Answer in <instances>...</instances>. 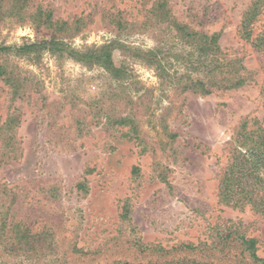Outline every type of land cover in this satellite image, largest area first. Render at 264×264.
Segmentation results:
<instances>
[{
    "label": "rangeland",
    "instance_id": "rangeland-1",
    "mask_svg": "<svg viewBox=\"0 0 264 264\" xmlns=\"http://www.w3.org/2000/svg\"><path fill=\"white\" fill-rule=\"evenodd\" d=\"M251 1L26 0L15 12L0 0V45L49 39L30 16L45 9L68 20L61 37L75 49L114 41L124 68L0 51V264H253L242 238L264 258V215L218 198L234 130L264 118L262 56L238 33ZM172 17L217 32L244 83L207 95L180 86L177 75L201 72Z\"/></svg>",
    "mask_w": 264,
    "mask_h": 264
},
{
    "label": "trees",
    "instance_id": "trees-1",
    "mask_svg": "<svg viewBox=\"0 0 264 264\" xmlns=\"http://www.w3.org/2000/svg\"><path fill=\"white\" fill-rule=\"evenodd\" d=\"M24 1L26 0H15L11 7L15 9V12H18L19 4L23 5ZM156 5L159 8L164 7L161 1H158ZM154 8L152 7L150 11H154ZM261 14L264 15V0H252L241 14L238 33L242 39L249 42L251 47L261 54L262 67L264 68V29L254 32L255 23L259 20ZM30 16L39 27L50 28L53 31V35L49 39H42L20 47L13 48L0 45V51L14 49L17 52L29 53L45 49L60 56L65 55L73 58L83 64L100 65L118 77L124 72V68L116 66L113 61L114 41H111L112 43L108 42L97 46L85 47L81 50L75 49L61 37L62 33L69 30L68 20H54L52 19L51 11L45 9H39ZM124 23L125 21L121 18L119 24ZM170 25L177 30L181 40L195 42L197 55L192 63L197 65V70L201 72V75L204 73L203 76L199 75L195 78L190 75H177L178 77L175 78L181 79L179 80L181 82L180 86L184 89L192 88L193 92H197L196 89L198 88V90L200 89V94L207 95L211 94L215 89L236 88L244 83L248 75L245 68L240 64H238L237 68L238 73L235 71L236 77L232 78V76H229L231 71L226 69L228 63L217 43V32L206 34L202 31L190 29L173 17L169 21ZM143 52L144 50L137 51V53ZM138 56L140 55L138 54ZM141 58L147 62L154 63L157 58L156 52L146 51ZM185 59L187 62H191V58L186 57ZM156 67L161 74H167L166 69L161 67L160 64L156 65ZM3 74L4 69L0 66V75ZM206 74L209 76L208 78L205 77ZM188 81L189 83H187ZM262 94L264 98V84ZM218 198L225 205L238 208L249 206L254 212L264 215V118L259 120L257 118L249 119L243 117L234 130L229 161L222 169L219 177ZM254 242L253 238H242L240 244L246 245L253 264H264V258L258 257L254 251Z\"/></svg>",
    "mask_w": 264,
    "mask_h": 264
}]
</instances>
